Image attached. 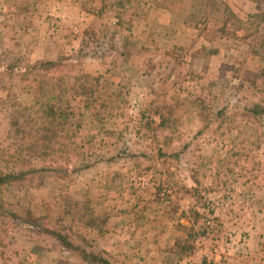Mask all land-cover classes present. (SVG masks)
Segmentation results:
<instances>
[{
	"label": "rangeland",
	"instance_id": "obj_1",
	"mask_svg": "<svg viewBox=\"0 0 264 264\" xmlns=\"http://www.w3.org/2000/svg\"><path fill=\"white\" fill-rule=\"evenodd\" d=\"M17 1L0 0L5 89L29 103L44 83L23 74L40 60L59 63L47 79L81 72L101 80L81 132L78 158L90 168L15 183L4 199L41 210L42 198L68 195L78 214L62 222L113 264H264V114L245 115L264 107V39L246 35V15L264 5L28 0L21 12ZM162 117L167 127L157 130ZM8 124L0 110L4 158L15 149ZM2 229L0 264L64 259L29 229ZM36 244L40 256L30 252Z\"/></svg>",
	"mask_w": 264,
	"mask_h": 264
},
{
	"label": "trees",
	"instance_id": "obj_2",
	"mask_svg": "<svg viewBox=\"0 0 264 264\" xmlns=\"http://www.w3.org/2000/svg\"><path fill=\"white\" fill-rule=\"evenodd\" d=\"M252 1L264 5V0ZM115 2L118 7H125L122 0ZM17 4L21 12H25L30 1L19 0ZM246 21L247 37L264 39L263 34L260 36L264 25V7L246 15ZM58 67L59 63L44 60L28 65L24 78L44 84L31 91V100L25 104L19 101L13 90L5 89L3 73H0V86L6 90L5 96L0 98V110L8 116L7 134L11 145L15 146L7 158L1 155L0 146V227L4 229L1 231L8 232L10 223L31 230L43 242L59 248L64 259H59L56 264H75L70 259L84 264H113L100 251L90 247L82 235L62 222L64 216L73 221L78 214L79 203L68 195H59L55 203L42 198L41 210H33L18 202H7L3 197L4 189L15 183L43 178L50 172L75 175L92 164L87 159L79 160L78 156L84 147L81 132L87 117L93 116V108L87 103L96 99L101 78L88 73L67 72L47 79L48 72ZM6 73L11 84L13 77L10 72ZM262 114L264 107L260 104L245 108V115L253 120ZM93 124L94 121H89L88 125ZM167 124L168 120L162 117L156 129H164ZM43 249L42 245L36 244L30 252L40 256Z\"/></svg>",
	"mask_w": 264,
	"mask_h": 264
}]
</instances>
